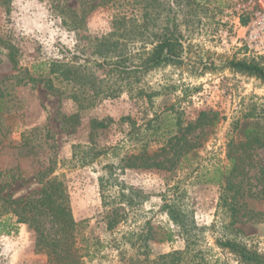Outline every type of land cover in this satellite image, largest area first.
<instances>
[{
    "label": "rangeland",
    "instance_id": "374dc122",
    "mask_svg": "<svg viewBox=\"0 0 264 264\" xmlns=\"http://www.w3.org/2000/svg\"><path fill=\"white\" fill-rule=\"evenodd\" d=\"M200 1L206 2L208 10L187 18L183 12L186 8L181 7V11L174 0H169L187 38L185 46L190 61L179 66H163L145 75L140 83L146 90L143 95L124 91L116 98H106L86 109H79L66 95L54 94L44 82H34L31 76L38 73L33 66L41 61L72 60L71 50L83 47L91 50L96 37L113 31L115 15L140 16L139 4L134 0H9L6 5L0 2V93L6 106L0 118V196L18 198L39 192L42 183L38 172L42 174L52 168V176H64L75 218L87 220L88 230L104 242L112 243L141 227L152 226L157 239L171 231V241L150 242L155 256L184 248L177 226L162 209L170 189L177 186L185 188V200L198 224L209 227L205 242L213 254L238 264L233 255L217 245L216 238L221 234L238 236L264 252V200L252 203L262 213L261 218H244L234 226H226L230 217L218 206L219 186L197 177L198 172L203 173L214 163H227L226 134L241 110L251 102L264 107V81L224 67L222 62L256 57L264 64V60L237 45L243 29L237 22L239 3L236 0ZM257 2L259 6L264 5V0ZM160 10L157 23H162L169 14L162 7ZM74 12L79 16L77 19ZM75 19L76 30L68 27ZM247 19L248 16L242 15L241 23L245 24ZM141 46L137 42L130 44L129 49L136 51ZM201 110L218 111L221 119L204 144L197 148V154H190V161L181 167L175 166L172 171L120 167L124 154L139 151L149 139L155 138L151 136L153 129H146L148 122L159 128L164 141L177 129L165 122L187 123ZM75 114L77 117L71 119ZM124 116L136 121L135 129L131 130L129 122L121 120ZM94 119H106L109 125L93 128ZM170 128L173 130L169 133ZM30 130L32 144L28 148L19 146L23 132ZM79 143L101 148L118 146L121 155H102L83 166L72 160L73 145ZM160 144L150 142L148 148L152 151ZM260 152L264 157L263 151ZM108 164L115 165L117 183L145 194L142 203L122 219L114 232L106 230L99 181L107 174ZM117 188L115 184L113 190ZM127 210L123 207L120 212L125 214ZM108 252V258H98L90 264H120L114 257L116 252L110 249ZM0 264L50 263L45 253L36 251V232L27 223H21L18 232L0 234Z\"/></svg>",
    "mask_w": 264,
    "mask_h": 264
},
{
    "label": "trees",
    "instance_id": "16d2710c",
    "mask_svg": "<svg viewBox=\"0 0 264 264\" xmlns=\"http://www.w3.org/2000/svg\"><path fill=\"white\" fill-rule=\"evenodd\" d=\"M174 1L181 11L186 8L183 12L187 18L208 10L206 2L200 0ZM0 2L6 5L9 0ZM134 2L142 10L140 16L127 18L115 15L113 31L96 37L91 50H85L84 47L71 50L69 56L72 60L69 61L38 62L33 66L38 76H31V79L44 82L54 94L66 95L76 102L79 109H86L106 98H116L124 91H137V94L143 95L146 90L140 83L145 75L163 66H179L190 61L185 46L187 38L177 22V11L169 0ZM161 7L168 10L169 14H166L162 23H157ZM173 10L175 13L171 16ZM73 14L76 19L79 17L76 12ZM76 19L69 28L78 29ZM137 42L142 43L140 48L136 51L129 49L130 44ZM148 44L152 47L148 48ZM259 57L264 60V55ZM257 59L232 58L221 65L264 81V64ZM203 65L207 67V64ZM5 109L0 93V118ZM74 117L77 114L70 116L71 119ZM220 119L218 111L201 110L194 120L187 123L181 120L175 124L167 121L168 127L175 125L177 129L164 141L158 132L159 128L152 127L148 122L146 129L152 128L151 136L155 138L149 139L139 151L124 154L120 167L165 171H172L177 165L181 167L190 161V154H197V148L204 144ZM121 120L129 122L131 130L136 128V121L131 116H124ZM108 125L106 119L92 120L93 128H106ZM172 130L170 128L167 132ZM31 131L23 132L19 146L28 148L32 144L34 139L31 138ZM150 142H159L161 146L151 151L148 148ZM117 148L74 144L72 160L83 166L89 165L102 155L120 156ZM260 151L264 153V107L251 102L230 123L226 134L227 163H214L205 168L203 173L197 174L203 182L219 186L218 206L225 209L230 217L226 226H234L244 218L251 220L262 217V213L252 207L253 201L264 200V157ZM106 168L107 174L99 178L103 218L106 230L114 232L122 219L142 203L145 194L137 188H127L117 183L114 164H108ZM53 172L52 168L42 174L38 172L42 188L37 193L18 198L0 196V234L18 232L19 225L27 223L36 232V251L45 253L50 264H90L98 258H108L109 249L116 252L114 257L120 264H231L226 258L213 254L212 248L206 244L205 231L209 227L200 226L196 221L185 200V188L175 186L170 189L162 206L169 220L177 226L184 248L154 256L150 242L157 236L152 226L147 229L141 227L139 231L133 229L112 243L104 242L90 232L87 220L78 221L73 214L64 176H52ZM115 184L119 188L113 190ZM123 207L128 208L125 214L120 212ZM147 224L151 225L150 222ZM172 239L173 233L169 231L157 240ZM216 243L233 255L238 264H264V252L238 236L221 234L216 238Z\"/></svg>",
    "mask_w": 264,
    "mask_h": 264
},
{
    "label": "built area",
    "instance_id": "2783aa9c",
    "mask_svg": "<svg viewBox=\"0 0 264 264\" xmlns=\"http://www.w3.org/2000/svg\"><path fill=\"white\" fill-rule=\"evenodd\" d=\"M238 7V24L243 34L237 38V45L244 48L248 54L264 55V5L259 6L257 0H236ZM248 16L245 24L241 23V16Z\"/></svg>",
    "mask_w": 264,
    "mask_h": 264
}]
</instances>
